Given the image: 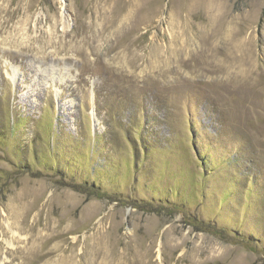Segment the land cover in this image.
<instances>
[{"label":"rangeland","instance_id":"rangeland-1","mask_svg":"<svg viewBox=\"0 0 264 264\" xmlns=\"http://www.w3.org/2000/svg\"><path fill=\"white\" fill-rule=\"evenodd\" d=\"M0 264H264V0H0Z\"/></svg>","mask_w":264,"mask_h":264},{"label":"trees","instance_id":"trees-1","mask_svg":"<svg viewBox=\"0 0 264 264\" xmlns=\"http://www.w3.org/2000/svg\"><path fill=\"white\" fill-rule=\"evenodd\" d=\"M91 189H88V190H86V191H84L83 193L84 194H89V195H91V196H95V197H98V196H100L101 194H104V193H102L99 189H97L96 187H94V186H89ZM76 189H77V191H79V188L78 187H76Z\"/></svg>","mask_w":264,"mask_h":264},{"label":"bare ground","instance_id":"bare-ground-1","mask_svg":"<svg viewBox=\"0 0 264 264\" xmlns=\"http://www.w3.org/2000/svg\"><path fill=\"white\" fill-rule=\"evenodd\" d=\"M66 16H67V15H66ZM66 16L63 15V21H64V22H67V19H68V18H66ZM64 24H65V23H64ZM66 26H67V25H66Z\"/></svg>","mask_w":264,"mask_h":264}]
</instances>
